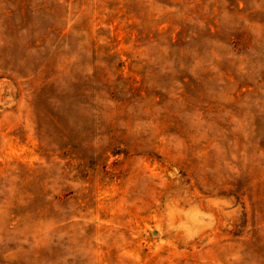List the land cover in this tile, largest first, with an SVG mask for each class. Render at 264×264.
Listing matches in <instances>:
<instances>
[{
	"label": "rangeland",
	"instance_id": "obj_1",
	"mask_svg": "<svg viewBox=\"0 0 264 264\" xmlns=\"http://www.w3.org/2000/svg\"><path fill=\"white\" fill-rule=\"evenodd\" d=\"M0 264H264V0H0Z\"/></svg>",
	"mask_w": 264,
	"mask_h": 264
}]
</instances>
